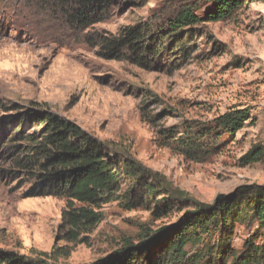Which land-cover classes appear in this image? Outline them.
Listing matches in <instances>:
<instances>
[{"label": "rangeland", "instance_id": "374dc122", "mask_svg": "<svg viewBox=\"0 0 264 264\" xmlns=\"http://www.w3.org/2000/svg\"><path fill=\"white\" fill-rule=\"evenodd\" d=\"M110 1L103 22L78 30L53 0H0V250L30 258L53 253L58 264H95L124 239L136 244L138 235L170 225L177 214L174 209L167 216L154 215L156 202L133 210L113 202L98 210L103 218L91 234L79 243L63 241L59 226L66 201L28 198L32 183L14 167L10 154L15 143H9L5 122L21 115L26 123L34 104H45L85 133L113 143L200 203L209 205L240 186L264 185V159L239 164L264 141V0L246 2L225 21L184 28L192 34L190 56L179 68L149 71L103 60L88 39L117 36L126 26L168 31L180 12L202 17L211 3ZM143 105L151 116L162 117L144 122ZM229 109H249L252 118L235 139L201 162L184 159L158 139L160 129L189 121L207 125ZM126 187L123 180L121 189ZM247 236V230L237 229V249Z\"/></svg>", "mask_w": 264, "mask_h": 264}, {"label": "trees", "instance_id": "16d2710c", "mask_svg": "<svg viewBox=\"0 0 264 264\" xmlns=\"http://www.w3.org/2000/svg\"><path fill=\"white\" fill-rule=\"evenodd\" d=\"M252 1L209 0L210 11L198 17L184 10L169 22L168 31L164 27L126 26L117 36L96 34L88 42L106 61L128 62L148 71L159 66L179 68L193 49L192 34L184 28L225 21ZM53 4L63 8L78 30L103 22L111 7L110 0H53ZM145 109L143 105L144 122L154 123L162 117L151 116ZM26 116V123L21 115H10L5 122L9 143H15L10 154L14 167L32 183L28 198L66 201L59 226L63 241L79 243L82 236L91 234L103 218L98 210L113 202L125 210L156 202L153 213L159 216L176 209L170 225L141 233L136 244L124 239L112 254L95 264H264V185L240 186L227 195H217L209 205L203 204L113 143L53 114L45 104H34ZM251 118L249 109H229L207 125L189 121L160 129L158 139L184 159L201 162L218 153L227 140L235 139ZM263 159L264 141L243 155L239 164L246 167ZM123 180L128 181L124 191ZM161 196L163 201H157ZM238 228L248 231L239 249L234 245ZM0 264L58 263L53 253L30 258L0 250Z\"/></svg>", "mask_w": 264, "mask_h": 264}]
</instances>
